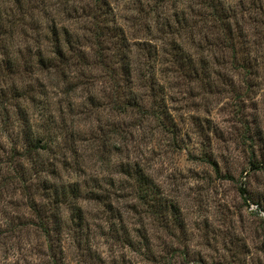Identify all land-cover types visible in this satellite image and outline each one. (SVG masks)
I'll use <instances>...</instances> for the list:
<instances>
[{"label":"rangeland","instance_id":"rangeland-1","mask_svg":"<svg viewBox=\"0 0 264 264\" xmlns=\"http://www.w3.org/2000/svg\"><path fill=\"white\" fill-rule=\"evenodd\" d=\"M0 10V264H264V0Z\"/></svg>","mask_w":264,"mask_h":264},{"label":"trees","instance_id":"trees-1","mask_svg":"<svg viewBox=\"0 0 264 264\" xmlns=\"http://www.w3.org/2000/svg\"><path fill=\"white\" fill-rule=\"evenodd\" d=\"M15 2L17 1V0H14ZM1 11V10H0ZM7 12L5 11V14H6ZM7 16H9V15H4V16H0V27L1 26H3L2 25V21L4 20V19H6L7 18ZM6 21H7V19H6ZM10 30V26H6L5 28H3V31H2V33L4 34L5 32H7V31H9ZM30 149V148H29ZM31 151H33V152H37V148H31L30 149ZM36 154V153H35ZM58 194V192L57 191H55L54 193H53V198H54V200H55V203H56V205H54L55 207H57V206H59L58 205V203L60 202V200H63V198L62 197H59V196H57V197H55L56 195ZM147 194V191H145V192H143L142 194H141V196L140 197H142V199L144 198V196ZM118 197V196H117ZM92 199H97V197H92ZM123 199V197H121V200ZM100 201L102 202V199L100 198ZM117 202H119V201H117ZM106 203V202H105ZM38 207H40V206H36V207H34V208H38ZM117 210V209H116ZM35 213L37 214V216L38 217H40V218H42V219H44L45 220V222L46 223H34V222H32L35 226H37V227H41V231L42 232H44L45 234H48L49 235V228L46 226V224H49V222L51 221L50 220V215L49 216H45V215H42V213H41V211H40V209H38L37 211H35ZM57 214L55 213V211H54V213H53V221H55V220H57V221H59V219H60V217L59 216H56ZM80 217H82V216H80ZM22 217H20V221H22L23 220V218L21 219ZM79 219H81V218H79ZM50 220V221H49ZM27 226L28 225H30L31 226V222H29V223H27L26 224Z\"/></svg>","mask_w":264,"mask_h":264}]
</instances>
